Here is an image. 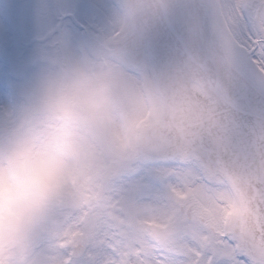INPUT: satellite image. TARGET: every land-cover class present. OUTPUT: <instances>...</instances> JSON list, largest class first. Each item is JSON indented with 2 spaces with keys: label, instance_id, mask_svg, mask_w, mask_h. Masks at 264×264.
<instances>
[{
  "label": "snow or ice",
  "instance_id": "snow-or-ice-1",
  "mask_svg": "<svg viewBox=\"0 0 264 264\" xmlns=\"http://www.w3.org/2000/svg\"><path fill=\"white\" fill-rule=\"evenodd\" d=\"M117 7L38 0L36 46L0 100L38 50L100 41ZM128 64L153 91L133 121L165 130L105 186L69 189L38 264H264V0H186ZM242 201L250 222L229 214Z\"/></svg>",
  "mask_w": 264,
  "mask_h": 264
},
{
  "label": "clouds",
  "instance_id": "clouds-1",
  "mask_svg": "<svg viewBox=\"0 0 264 264\" xmlns=\"http://www.w3.org/2000/svg\"><path fill=\"white\" fill-rule=\"evenodd\" d=\"M141 124L118 118L108 80L87 70L37 80L0 104V264H34L53 210L97 151L133 150Z\"/></svg>",
  "mask_w": 264,
  "mask_h": 264
},
{
  "label": "rangeland",
  "instance_id": "rangeland-1",
  "mask_svg": "<svg viewBox=\"0 0 264 264\" xmlns=\"http://www.w3.org/2000/svg\"><path fill=\"white\" fill-rule=\"evenodd\" d=\"M11 3V1L9 3L5 1L3 4V18L0 23V76L7 75L13 67L22 64L36 46V41L31 42L32 40L27 35L29 28L32 26L30 1L16 0L14 5ZM17 20L18 23L16 22ZM14 30H17L15 34L13 33ZM63 48H65L67 62L72 64L74 68H71L72 71L74 70L73 72L87 70L93 74H100L108 80L118 118H126L134 114L142 113L147 107L153 104V91L143 84L144 77L142 75H134L127 70L131 74L130 77L127 71L124 70L126 69L124 68V63L120 64V61L108 59L103 56L93 57L89 55L86 58L80 51V46H74L70 42H65ZM58 50L59 48L50 51L38 50L35 66L26 77L17 82L10 97L0 100V104L14 103L18 97L26 94L33 82L44 80L54 74L60 73L59 66H62V63L61 61L55 62V59L59 58L58 56L60 55ZM45 53L48 55L55 54V56L47 58L44 56ZM115 61L118 63L117 66L114 65ZM119 65L123 67H118ZM123 79L128 83L123 82ZM137 157L133 149L113 159L101 147L96 153L93 165L82 174L81 182L70 188H75L79 193L88 195L93 189L101 188L113 178L119 177L122 172L132 165ZM68 192L69 190L66 192L64 198ZM58 206L53 210L51 220ZM51 220L47 234L40 240L35 249L34 264H38L41 246L50 233ZM152 227L154 229L160 228L159 225H152Z\"/></svg>",
  "mask_w": 264,
  "mask_h": 264
},
{
  "label": "water",
  "instance_id": "water-1",
  "mask_svg": "<svg viewBox=\"0 0 264 264\" xmlns=\"http://www.w3.org/2000/svg\"><path fill=\"white\" fill-rule=\"evenodd\" d=\"M128 21V29L119 39L95 43L97 47L105 48L112 55L122 57L128 64L129 56L136 53L168 21L178 13L186 0H121ZM129 65V64H128ZM162 129L159 116L140 129L136 147L140 154L143 149L155 144ZM233 216L242 221L250 222L251 209L247 201L238 204Z\"/></svg>",
  "mask_w": 264,
  "mask_h": 264
},
{
  "label": "flooded vegetation",
  "instance_id": "flooded-vegetation-1",
  "mask_svg": "<svg viewBox=\"0 0 264 264\" xmlns=\"http://www.w3.org/2000/svg\"><path fill=\"white\" fill-rule=\"evenodd\" d=\"M5 1H6V3H9L11 1L12 5H14L16 3V0H0V23L2 22V18H3V4L5 3ZM29 1L31 4L30 15H31L32 26L29 28L27 35L29 36L30 40H32L31 42H34V41H36V31H37V25H36L35 14H34V6L38 3V0H29ZM16 22L18 23V20ZM16 31L17 30H14V34L16 33ZM122 31H123V25H122V21H121V16L119 14V9L117 7L116 10L114 11L112 17L109 20L107 30H106V32L102 38H104L106 40L117 38L122 33ZM0 37H1V27H0ZM80 51L82 52V54L84 56H89V50H88L87 46L86 47L80 46ZM58 52H60V55L58 56L59 58L55 59V62L61 61L62 66H59L60 72H64V73L73 72L74 70L72 71V69H71V68H73L72 64L68 63L66 60L65 48H63V45L59 48ZM92 52H94V49L92 50ZM44 56H46L47 58H50V56H55V54L48 55L45 53ZM104 57L108 58L107 55H104ZM108 59H110V58H108ZM114 65L117 66V63L115 62ZM122 81L126 82L125 79H123ZM126 83H128V82H126Z\"/></svg>",
  "mask_w": 264,
  "mask_h": 264
},
{
  "label": "bare ground",
  "instance_id": "bare-ground-1",
  "mask_svg": "<svg viewBox=\"0 0 264 264\" xmlns=\"http://www.w3.org/2000/svg\"><path fill=\"white\" fill-rule=\"evenodd\" d=\"M235 208H236V206L232 207V208L230 209V212L233 213V211L235 210Z\"/></svg>",
  "mask_w": 264,
  "mask_h": 264
}]
</instances>
